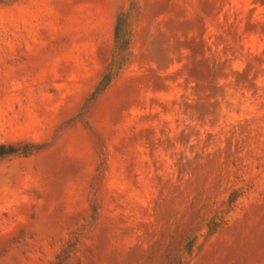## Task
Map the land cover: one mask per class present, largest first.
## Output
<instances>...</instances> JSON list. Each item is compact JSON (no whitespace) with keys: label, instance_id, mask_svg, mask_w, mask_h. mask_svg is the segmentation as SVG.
I'll use <instances>...</instances> for the list:
<instances>
[{"label":"rangeland","instance_id":"374dc122","mask_svg":"<svg viewBox=\"0 0 264 264\" xmlns=\"http://www.w3.org/2000/svg\"><path fill=\"white\" fill-rule=\"evenodd\" d=\"M0 264H264V0H0Z\"/></svg>","mask_w":264,"mask_h":264}]
</instances>
